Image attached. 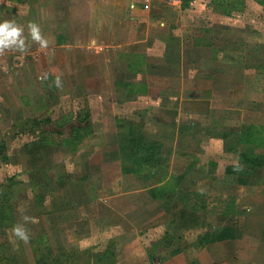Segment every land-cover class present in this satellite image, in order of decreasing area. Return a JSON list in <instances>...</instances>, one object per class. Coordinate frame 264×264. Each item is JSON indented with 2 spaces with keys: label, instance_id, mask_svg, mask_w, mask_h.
Here are the masks:
<instances>
[{
  "label": "rangeland",
  "instance_id": "374dc122",
  "mask_svg": "<svg viewBox=\"0 0 264 264\" xmlns=\"http://www.w3.org/2000/svg\"><path fill=\"white\" fill-rule=\"evenodd\" d=\"M100 1L0 0L25 44L0 50V187L22 184L0 252L35 264L42 234L68 264H264V0H136L130 21ZM131 122L164 144L149 178L125 170Z\"/></svg>",
  "mask_w": 264,
  "mask_h": 264
},
{
  "label": "trees",
  "instance_id": "16d2710c",
  "mask_svg": "<svg viewBox=\"0 0 264 264\" xmlns=\"http://www.w3.org/2000/svg\"><path fill=\"white\" fill-rule=\"evenodd\" d=\"M89 114H85L84 116H79V122L81 125H78L76 128H74L75 132L77 133L78 138H83L87 135L88 132H90L89 128L86 125H83V122L87 120ZM126 132L123 133V136L121 138V143L129 146L133 150V158L135 159L136 164L133 166V168H126L125 170L127 172H134L138 175L139 178H149L152 175V173L156 172L157 169L155 168H161L160 166L163 164V159L166 157L163 156V147L164 144L160 141L150 139L147 137L146 133L143 131V127L140 125H137L135 122H131L129 124ZM74 134V133H73ZM226 135V134H225ZM242 156L245 158L246 161L250 162V164L256 169V167H261L263 160H259V158L255 157L253 154H245L242 153ZM146 167H148V170L146 172ZM163 168V167H162ZM166 173L165 172L160 178H157L156 182L150 184L149 186L156 185L154 188H150V190L157 196L156 187H161L162 183L166 179ZM161 183V184H159ZM22 184L18 181H14L11 179V182L7 184L6 186L0 187V214H2L3 218L6 219V212L8 214V211L6 209V206L8 207V204H6L7 198L13 197V193L15 190H18L19 186ZM42 198L44 196H41ZM8 218V217H7ZM37 238H32L31 242L33 245V251H34V261L35 264H68L70 261L71 263H74L75 256L74 254H63V253H55L53 249L51 248V245L47 241V238L42 235L38 234L36 236ZM76 255V253H75ZM107 255V253L100 255L99 258H103ZM18 257L16 254L14 255H6L0 252V260L1 261H8L13 262L14 264H21L17 261ZM22 264H27L26 262Z\"/></svg>",
  "mask_w": 264,
  "mask_h": 264
},
{
  "label": "clouds",
  "instance_id": "9594fccd",
  "mask_svg": "<svg viewBox=\"0 0 264 264\" xmlns=\"http://www.w3.org/2000/svg\"><path fill=\"white\" fill-rule=\"evenodd\" d=\"M32 39L39 41L41 45L47 43L42 37L39 26L35 23L29 25ZM22 26L12 20L0 21V50L4 47L17 46L21 49L25 47L24 37L21 35ZM22 234V233H21Z\"/></svg>",
  "mask_w": 264,
  "mask_h": 264
},
{
  "label": "crops",
  "instance_id": "0c3cea01",
  "mask_svg": "<svg viewBox=\"0 0 264 264\" xmlns=\"http://www.w3.org/2000/svg\"><path fill=\"white\" fill-rule=\"evenodd\" d=\"M145 0L139 2L143 5V8L144 9H148L149 8V1L150 0ZM148 1V2H147ZM124 2V3H123ZM100 4H104L105 6H107L108 8H111L112 11H128L130 12V14H128L126 17H124L123 20H129V18H134L135 16L133 15V13H138V10L136 9V7L138 6L136 0H101L100 3L96 4L97 5H100ZM95 5V4H94ZM132 8V9H131ZM135 8V10H134ZM114 11V12H115ZM135 11V12H134ZM124 16V15H123ZM135 19V18H134ZM130 21V20H129ZM150 21V20H149ZM104 25V24H103ZM102 25V26H103ZM169 38H167V41Z\"/></svg>",
  "mask_w": 264,
  "mask_h": 264
}]
</instances>
